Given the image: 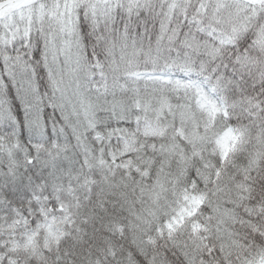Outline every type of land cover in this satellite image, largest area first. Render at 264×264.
<instances>
[{
  "label": "snow or ice",
  "instance_id": "snow-or-ice-1",
  "mask_svg": "<svg viewBox=\"0 0 264 264\" xmlns=\"http://www.w3.org/2000/svg\"><path fill=\"white\" fill-rule=\"evenodd\" d=\"M0 264H264V0H0Z\"/></svg>",
  "mask_w": 264,
  "mask_h": 264
}]
</instances>
